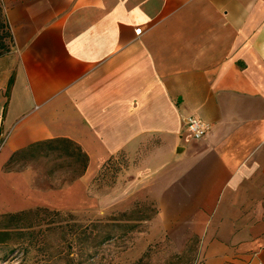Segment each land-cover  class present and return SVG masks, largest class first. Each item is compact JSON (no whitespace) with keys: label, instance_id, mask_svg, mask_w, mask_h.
I'll return each instance as SVG.
<instances>
[{"label":"crops","instance_id":"0c3cea01","mask_svg":"<svg viewBox=\"0 0 264 264\" xmlns=\"http://www.w3.org/2000/svg\"><path fill=\"white\" fill-rule=\"evenodd\" d=\"M1 4L13 45L0 57V214L104 206L111 195L89 186L121 158L134 194L118 188L119 210L154 202L161 231L195 247L197 264H264V0ZM192 115L211 124L205 140L189 135ZM55 138L89 157L65 188L41 190L31 168L8 169L15 153ZM74 185L81 201L53 203Z\"/></svg>","mask_w":264,"mask_h":264},{"label":"rangeland","instance_id":"374dc122","mask_svg":"<svg viewBox=\"0 0 264 264\" xmlns=\"http://www.w3.org/2000/svg\"><path fill=\"white\" fill-rule=\"evenodd\" d=\"M0 22L2 33L1 13ZM59 162L63 167H54ZM66 163L62 158L39 156L36 160L17 162L8 169L31 168L33 187L54 190L65 188L72 181L71 167ZM128 166V161L116 158L102 175L99 170L95 176L90 192L99 198L111 195L104 206L77 209L47 205L31 208L40 209L16 219L0 216V264H197L195 247L177 249L161 231L155 222L154 202L125 199L119 210L118 188L127 185L125 189L134 194L133 185L127 184L134 178ZM77 188L79 185L64 189L53 203L75 205L82 199L76 193ZM128 219L135 224L134 230L114 229L115 223L124 225ZM100 229L104 234H114V238L94 247V236Z\"/></svg>","mask_w":264,"mask_h":264},{"label":"trees","instance_id":"16d2710c","mask_svg":"<svg viewBox=\"0 0 264 264\" xmlns=\"http://www.w3.org/2000/svg\"><path fill=\"white\" fill-rule=\"evenodd\" d=\"M0 13L3 16L4 19V26L2 33H0V57L9 53L11 51L12 45H13V38L12 34L10 32L8 23L6 21L4 12H3V7L1 4L0 0ZM1 23V22H0ZM7 39L9 40L7 43ZM13 79L10 80L9 87L12 85ZM39 156H42V158H49V157H57V158H62V160L67 161L66 166L68 165L71 167V172H72V180L76 179L80 176H82L88 166L89 162V157L88 155L81 149L79 145L74 143L73 141L66 139V138H55V139H50L46 141H41V142H36L34 144H31L29 147H27L24 150H21L17 153H15L12 158H11V165H14L17 162L20 161H28V160H36ZM115 158H111L108 160L102 167H101V175L111 162H114ZM54 167H63V165L59 163L55 164ZM95 184V178L93 179L91 185L89 186V191L91 190V187ZM40 208H35V209H26L18 212H9V213H3L0 216L1 217H7L10 219H16L21 216H26L31 214L32 212L38 210ZM131 219V218H130ZM127 221V224L124 223V225L120 222H117L114 224V229L115 228H123L127 227L129 231L134 230L135 224L130 223ZM106 226V225H104ZM102 229L98 230L97 234L94 236V240L96 241L94 247H98L102 245L103 243L111 240L114 238V234L112 233H106L104 234L101 232Z\"/></svg>","mask_w":264,"mask_h":264},{"label":"built area","instance_id":"2783aa9c","mask_svg":"<svg viewBox=\"0 0 264 264\" xmlns=\"http://www.w3.org/2000/svg\"><path fill=\"white\" fill-rule=\"evenodd\" d=\"M141 31L142 28H137L135 30L136 34H140ZM186 126L189 135L196 140H205L212 128L210 123L196 115H192L187 119ZM1 146L0 144V150Z\"/></svg>","mask_w":264,"mask_h":264}]
</instances>
